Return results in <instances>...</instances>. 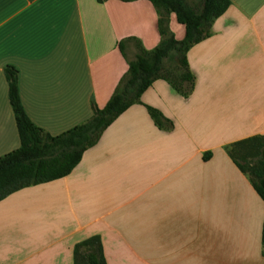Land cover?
Listing matches in <instances>:
<instances>
[{
    "label": "crops",
    "instance_id": "obj_1",
    "mask_svg": "<svg viewBox=\"0 0 264 264\" xmlns=\"http://www.w3.org/2000/svg\"><path fill=\"white\" fill-rule=\"evenodd\" d=\"M230 1L187 51L189 95L162 78L141 94L169 128L133 103L68 174L0 199V264H73L92 234L107 264H264V201L225 148L264 134V0ZM157 16L148 0H0V154L20 144L4 65L31 120L56 134L109 98L135 53L120 39L159 42Z\"/></svg>",
    "mask_w": 264,
    "mask_h": 264
},
{
    "label": "trees",
    "instance_id": "obj_2",
    "mask_svg": "<svg viewBox=\"0 0 264 264\" xmlns=\"http://www.w3.org/2000/svg\"><path fill=\"white\" fill-rule=\"evenodd\" d=\"M148 1L157 11L159 42L147 48L136 36L120 39L118 48L123 56H126L127 41L133 42L135 53L127 60V69L113 92L103 106H93L89 117L59 133L51 134L31 120L21 101L18 69L12 64L4 65L7 96L20 144L0 154V199L21 187L68 174L80 161L83 152L97 142L104 129L133 103L144 104L159 128L171 126V120L158 108L144 103L141 94L155 79L162 78L182 96L189 95L195 76L188 66L187 51L212 33L213 20L227 10L231 1L197 0L194 4L186 0ZM170 13H174L176 21L183 25L181 38L169 28ZM176 70L181 71L177 73ZM225 148L264 201V134L234 140ZM210 155L211 151H207L203 158ZM262 252L264 254V218ZM73 264H107L99 234L89 235L73 245Z\"/></svg>",
    "mask_w": 264,
    "mask_h": 264
},
{
    "label": "rangeland",
    "instance_id": "obj_3",
    "mask_svg": "<svg viewBox=\"0 0 264 264\" xmlns=\"http://www.w3.org/2000/svg\"><path fill=\"white\" fill-rule=\"evenodd\" d=\"M189 4H194L197 0H186ZM174 26H175V28H174V30L172 31V32H174L173 34L176 36V37H178V38H181L182 36H183V33L181 32L180 34H179V30H183V25L182 24H180L179 22H177L176 21V19H175V21H174ZM176 33V34H175ZM181 70H176V72L177 73H179ZM170 85V84H169ZM171 86V85H170ZM171 88L173 89V90H175L172 86H171ZM114 90V89H113ZM176 91V90H175ZM113 92V91H112Z\"/></svg>",
    "mask_w": 264,
    "mask_h": 264
}]
</instances>
